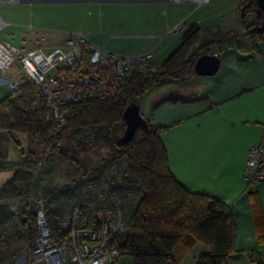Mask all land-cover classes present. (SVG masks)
<instances>
[{"label": "built area", "instance_id": "obj_1", "mask_svg": "<svg viewBox=\"0 0 264 264\" xmlns=\"http://www.w3.org/2000/svg\"><path fill=\"white\" fill-rule=\"evenodd\" d=\"M25 39L21 48L0 40V86L6 85L11 95L19 90L20 82L10 75L14 66L37 88L46 102L50 144L43 155L29 158L23 167L32 179L19 201L20 211L11 213L9 225H0V253L17 249L10 264H115L121 257L118 238L128 229L144 194L125 179L124 159L112 158L59 187L39 173L67 126L62 107L123 97L134 74L154 71L153 51L112 53L94 45L84 33L51 48L30 49L28 36ZM43 41L44 37L38 39L39 44ZM97 131V126H88L69 138L84 144ZM243 180L248 185L264 182V121L259 143L247 152Z\"/></svg>", "mask_w": 264, "mask_h": 264}, {"label": "crops", "instance_id": "obj_2", "mask_svg": "<svg viewBox=\"0 0 264 264\" xmlns=\"http://www.w3.org/2000/svg\"><path fill=\"white\" fill-rule=\"evenodd\" d=\"M15 1L7 4L0 0V11L20 18V15H41L53 5L75 10L86 4L137 3L144 10L155 9L166 20H178L183 25L180 31L176 28L177 31L170 34L180 33L181 44L184 37L189 36L187 54L193 49L190 45L195 40L199 42L206 32H235L248 37L246 45L234 42L210 47L207 54L219 59L218 71L211 77L194 78V74H190L175 82L178 89L170 88L151 99L150 113L143 118L153 129H164L160 138L175 180L187 191L208 195L230 208L235 225L236 253L233 254L246 257L251 264H254L250 259L252 254H260L264 259V182L248 185L243 180L247 152L259 143L264 121V26L260 31L261 25H255L256 34L240 27V21L246 17L245 14L241 17V11L248 0ZM5 25L0 19V32ZM27 36L30 49L57 46L53 42L46 44L45 39L39 44L37 37ZM253 36L257 37L255 43ZM189 81H193L191 86H185ZM9 95L8 87L0 86V101ZM170 96L181 101L171 102ZM24 165L22 157L19 164L11 167L5 181L0 180V190L13 172ZM39 176L46 178L40 173ZM61 185L54 183L56 187ZM9 199L15 200H3ZM16 200L19 203L21 199Z\"/></svg>", "mask_w": 264, "mask_h": 264}, {"label": "trees", "instance_id": "obj_3", "mask_svg": "<svg viewBox=\"0 0 264 264\" xmlns=\"http://www.w3.org/2000/svg\"><path fill=\"white\" fill-rule=\"evenodd\" d=\"M251 34L256 32L252 31ZM238 37L235 32H206L199 45L187 54L190 38L186 35L180 47L159 69L155 68L144 75L134 74L126 84L123 97L89 100L62 107L67 126L50 155L58 152L65 135L88 126L98 127L96 136L105 130L106 134L114 137L117 127L124 130L122 113L128 104H139L140 99L158 85L185 79L193 74L196 59L207 54L210 47L230 45ZM251 39L255 43L257 37ZM19 82V90L0 101V132H5L14 141L16 135L24 136L27 153L32 155L34 147L43 152L50 144L49 125L45 122L47 107L45 99L33 84L26 78ZM168 100L181 101L173 96L168 97ZM163 131L160 128L153 129L147 122V128L138 129L127 145L119 147L116 145L119 137L113 139L116 149L112 158L124 159L127 164L125 179L144 193L128 229L118 238L116 247L121 256L130 259V264H177L174 250L179 244L192 246L201 243L207 247L208 253L200 255L195 264H227L228 257L236 253L232 212L222 202L205 194L189 192L175 180L170 173L160 138ZM25 153L22 152V157L26 164L29 158H24ZM31 179L32 175L27 170H15L2 186L0 199L24 198ZM250 259L254 264H264L260 254H252Z\"/></svg>", "mask_w": 264, "mask_h": 264}, {"label": "rangeland", "instance_id": "obj_4", "mask_svg": "<svg viewBox=\"0 0 264 264\" xmlns=\"http://www.w3.org/2000/svg\"><path fill=\"white\" fill-rule=\"evenodd\" d=\"M244 14L246 17L240 21V27L244 26L248 32L254 31L258 22L260 25L264 23V17L256 19L252 11ZM0 19L7 25L0 32L1 41L15 48L23 47L24 39L28 34L38 39L44 37L46 44L53 42L58 45L73 34L84 33L94 45L104 46L106 51L120 55H134L153 50L154 65L157 69L182 42L180 33L170 34V29L177 28L180 31L183 27L178 20H166L167 18L161 16L155 9L144 10L137 3L86 4L77 6L75 10L53 5L47 7L41 15L34 13V17H31L27 14L20 15V18H16L11 12L3 14L0 11ZM28 27L32 28L31 32L27 31ZM246 42L248 37L239 36L236 45H246ZM197 44L199 42L195 40L190 46L194 48ZM10 75L19 81L25 79L21 71L14 66ZM193 77L199 78L195 75ZM192 82L189 81L185 86H191ZM177 86L179 85L174 82L152 88L139 101L141 116L148 117L151 99L170 88L178 89ZM122 131V127H117L112 137L106 134L105 130H101L94 140L84 144L73 142L69 135H65L61 139L58 152L45 159L40 175L51 179L55 184H63L84 172L103 167L112 159L116 149L113 139L120 137ZM15 138L16 141L6 133L0 132L1 182L5 181L4 177H8L11 167L20 163L23 151L26 152L24 158L39 157L44 152L34 147L32 155H29L26 138L22 135H16ZM20 208L18 200H0V224H9L11 213L19 212ZM6 249L7 252L0 253V264H10L12 255L17 250ZM205 253H208V249L201 243L192 246L179 244L174 250V258L177 264H195L198 257ZM115 264H130V259L121 256ZM227 264L251 263L240 254H231Z\"/></svg>", "mask_w": 264, "mask_h": 264}, {"label": "water", "instance_id": "obj_5", "mask_svg": "<svg viewBox=\"0 0 264 264\" xmlns=\"http://www.w3.org/2000/svg\"><path fill=\"white\" fill-rule=\"evenodd\" d=\"M241 11V17H244V10L252 11L255 14L256 19L264 17V0H248L243 6ZM264 23L261 25V30ZM258 31V28L255 29ZM219 67V59L210 54H203L199 56L193 64L192 72L198 77H211L217 71ZM122 120L124 122V130L121 136L116 140V145L123 147L127 145L134 137L138 129L145 130L147 128L146 120L141 116L139 104H128L122 113Z\"/></svg>", "mask_w": 264, "mask_h": 264}, {"label": "flooded vegetation", "instance_id": "obj_6", "mask_svg": "<svg viewBox=\"0 0 264 264\" xmlns=\"http://www.w3.org/2000/svg\"><path fill=\"white\" fill-rule=\"evenodd\" d=\"M257 24H260V23L258 22ZM257 24H256V25H257Z\"/></svg>", "mask_w": 264, "mask_h": 264}]
</instances>
